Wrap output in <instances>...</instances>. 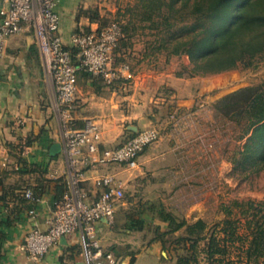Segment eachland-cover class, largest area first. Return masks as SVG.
<instances>
[{"label": "crops", "instance_id": "crops-1", "mask_svg": "<svg viewBox=\"0 0 264 264\" xmlns=\"http://www.w3.org/2000/svg\"><path fill=\"white\" fill-rule=\"evenodd\" d=\"M55 2L61 18L60 34L68 47H72L74 32L100 27L88 11L95 7L102 15L103 0ZM3 7L0 0V10ZM132 73L131 81L113 85L85 72L78 75V124L85 119L97 121L105 147L121 145L144 128L156 127L160 132L159 139L139 155L135 168L125 164L88 167L86 187L90 190L94 180L107 173L115 175L125 188L147 175L153 179L159 176L162 182L178 175L177 145L163 123L170 119L175 104L191 105L203 90L202 80L165 70ZM66 172L67 160L42 54L33 28L25 23L21 32L7 38L0 60V221L8 219L10 224L4 227L0 264H87L81 231L62 238L40 259L30 258L22 250L30 230L48 228ZM26 188H32L43 201L34 204L24 200ZM116 220L110 224L102 219L95 228L101 246L113 251L119 264H175L179 250L173 254L162 239L147 240L144 229Z\"/></svg>", "mask_w": 264, "mask_h": 264}, {"label": "rangeland", "instance_id": "rangeland-1", "mask_svg": "<svg viewBox=\"0 0 264 264\" xmlns=\"http://www.w3.org/2000/svg\"><path fill=\"white\" fill-rule=\"evenodd\" d=\"M103 2L100 21L105 26L113 20L127 24L131 17L127 9L138 1ZM97 11L94 7L88 13L93 15ZM131 19L137 28H131L128 38L120 42L122 47H118L116 64L126 62L133 72L165 70L176 74L190 65L186 55L169 56L165 50L155 49L159 37L157 31L148 28V22H141L139 16ZM194 77L202 80L203 90L194 96L191 105L175 104L170 119L163 123L165 128H170L172 141L177 145L178 175L166 177L167 181L163 182L158 180L159 176L153 179L147 175L137 179L132 187H124L125 201L115 216L116 223L120 224L142 219L146 239H162L173 254L178 249V238L186 231L182 228L168 233L169 225L161 219V211L172 213L178 221L188 220L190 224L203 219L210 233L214 232L217 223L230 218L243 233L247 217L242 212L247 208L236 206L234 202L264 201V166L260 171L259 166H238L235 158L247 141L246 137L239 139L242 125L221 116L215 107L220 98L233 91L264 84V58L251 67ZM227 207L232 209L229 216ZM204 243L205 240L201 241L200 246ZM200 260L201 264H216V259H205L203 254ZM258 264H264V258Z\"/></svg>", "mask_w": 264, "mask_h": 264}, {"label": "built area", "instance_id": "built-area-1", "mask_svg": "<svg viewBox=\"0 0 264 264\" xmlns=\"http://www.w3.org/2000/svg\"><path fill=\"white\" fill-rule=\"evenodd\" d=\"M3 1L0 60L5 55L7 38L21 32L25 23L29 24L42 54L67 160L66 189L62 198L54 203L49 226L45 230H30L22 250L30 258L40 259L62 238L81 231L87 264H119L114 252L101 246L95 224L102 219L114 223L116 211L125 201L124 184L115 175L107 173L97 177L90 190L86 187V171L97 165L137 167L139 155L159 139L160 132L155 127L144 128L121 145L105 147L102 128L97 121L85 119L82 125L78 124L76 92L78 75L82 71L102 78L107 85L132 80L130 64L115 62L123 36L122 26L113 20L89 32H74L71 37L72 46L77 49L74 59L72 50L60 34L61 18L55 0ZM23 195L34 204L43 201L31 188L25 189Z\"/></svg>", "mask_w": 264, "mask_h": 264}, {"label": "trees", "instance_id": "trees-1", "mask_svg": "<svg viewBox=\"0 0 264 264\" xmlns=\"http://www.w3.org/2000/svg\"><path fill=\"white\" fill-rule=\"evenodd\" d=\"M137 1L127 9L131 15L127 24L114 20L123 29L119 49L131 28H137L131 18L139 16L141 22H148V28L157 31L155 49L165 50L169 56L189 57L190 65L184 66L178 76L194 77L251 67L264 58V0ZM90 17L103 27L99 11ZM70 49L75 59L77 49L73 46ZM118 52L117 48L116 54ZM215 107L221 116L242 125L239 139L247 138L235 162L240 167L259 166L260 171L264 166V84L233 91L220 98ZM65 189L63 182L62 195L56 201L62 198ZM22 197L27 200L23 192ZM234 205L247 208L242 212L247 217L243 233L230 218L217 223L210 233L203 219L190 224L188 220L178 221L172 213L161 211V219L169 225L168 233L182 228L186 231L177 240V250L183 252L177 255L175 264H201V254L205 259H216V264H258L264 258V201L234 202ZM226 211L227 216L231 215V208L227 207ZM130 224L143 229L142 219H132ZM9 225L8 219L0 221V243L6 236L4 227Z\"/></svg>", "mask_w": 264, "mask_h": 264}]
</instances>
